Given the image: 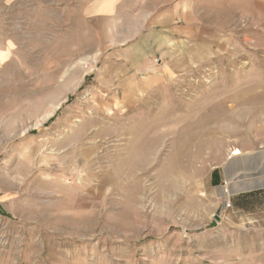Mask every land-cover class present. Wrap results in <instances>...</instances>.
Segmentation results:
<instances>
[{
  "label": "rangeland",
  "instance_id": "obj_1",
  "mask_svg": "<svg viewBox=\"0 0 264 264\" xmlns=\"http://www.w3.org/2000/svg\"><path fill=\"white\" fill-rule=\"evenodd\" d=\"M62 3L0 0V264H264V30L124 99Z\"/></svg>",
  "mask_w": 264,
  "mask_h": 264
},
{
  "label": "crops",
  "instance_id": "obj_2",
  "mask_svg": "<svg viewBox=\"0 0 264 264\" xmlns=\"http://www.w3.org/2000/svg\"><path fill=\"white\" fill-rule=\"evenodd\" d=\"M81 2L83 30H121L138 36L119 40L101 63L100 77L124 99L144 98L211 56L223 30H264V0H52ZM73 19V16L68 17ZM240 22L244 25L239 27ZM93 25V26H94ZM223 32V33H222ZM228 169V168H227Z\"/></svg>",
  "mask_w": 264,
  "mask_h": 264
},
{
  "label": "water",
  "instance_id": "obj_3",
  "mask_svg": "<svg viewBox=\"0 0 264 264\" xmlns=\"http://www.w3.org/2000/svg\"><path fill=\"white\" fill-rule=\"evenodd\" d=\"M219 213H220V211L217 212V214H219ZM217 218H219V216H217Z\"/></svg>",
  "mask_w": 264,
  "mask_h": 264
},
{
  "label": "built area",
  "instance_id": "obj_4",
  "mask_svg": "<svg viewBox=\"0 0 264 264\" xmlns=\"http://www.w3.org/2000/svg\"><path fill=\"white\" fill-rule=\"evenodd\" d=\"M231 204L230 203H228V206H230Z\"/></svg>",
  "mask_w": 264,
  "mask_h": 264
}]
</instances>
